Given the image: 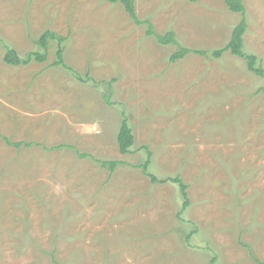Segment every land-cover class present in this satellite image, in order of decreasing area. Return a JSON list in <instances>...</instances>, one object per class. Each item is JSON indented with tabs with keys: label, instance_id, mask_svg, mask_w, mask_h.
I'll use <instances>...</instances> for the list:
<instances>
[{
	"label": "rangeland",
	"instance_id": "1",
	"mask_svg": "<svg viewBox=\"0 0 264 264\" xmlns=\"http://www.w3.org/2000/svg\"><path fill=\"white\" fill-rule=\"evenodd\" d=\"M133 1L138 23L119 1L0 0V264H264V76L146 33L210 49L244 18L264 69V0ZM47 30L43 61L4 62Z\"/></svg>",
	"mask_w": 264,
	"mask_h": 264
},
{
	"label": "trees",
	"instance_id": "2",
	"mask_svg": "<svg viewBox=\"0 0 264 264\" xmlns=\"http://www.w3.org/2000/svg\"><path fill=\"white\" fill-rule=\"evenodd\" d=\"M111 2L119 1L121 2L128 14L132 19H134L137 23L139 20L137 19L135 8H134V1L133 0H109ZM224 3L226 6L231 10L232 12H239L241 15L245 13V7H244V0H224ZM142 21V20H141ZM140 21V22H141ZM247 29V23L245 19H241L238 24L233 28L232 33L230 35L229 40L221 47L216 48H210V49H190L181 46L175 38V35L173 31H167L163 34H157L153 28L152 25L149 23L147 34H152L155 36L157 41L161 44H175L177 46V49H175V52L172 53L170 56L171 61H175L179 58H182L184 55L187 54V52H194L199 55H202L204 57H214L219 58L224 52L228 51L233 55H236L246 62V67L249 71L255 73L259 76H264V69L261 66V63L258 62V58L255 54L246 52L242 47L244 46V33ZM56 38L60 43L63 42L64 37L57 35V33L47 30L42 33V35L38 38L37 42L42 48V51H31L24 57L17 56V53L11 49L7 48L5 54L2 56L4 62L8 64L13 65H23L29 63L32 59L35 61H43L45 59L44 53L48 47V40ZM44 50V51H43ZM62 48L59 46L57 49L55 55L57 57V60L54 62V64H65L62 62ZM109 95H106L105 100L107 103H109ZM6 141L8 140L5 138ZM9 141V140H8ZM20 142H15V146H20ZM117 144H118V150L121 153H127L130 151L131 146L133 145V134L131 131V128L127 122L126 117L122 118V121L119 126V130L117 132ZM85 154H81V156H84ZM150 155V153H149ZM149 155L148 158L145 160L144 163H142L143 171H146L147 165L149 164ZM120 162L117 160H101L100 164L103 167H108L110 171L114 170V168L119 164ZM150 180L153 182L160 181L162 182V179H158L155 175L152 173H148ZM172 182L177 183L179 185L180 192L183 196V204L181 207V211H183L189 204L188 195L186 192V184L181 180L180 177H172L169 178ZM180 211V212H181ZM256 264H262L260 261Z\"/></svg>",
	"mask_w": 264,
	"mask_h": 264
}]
</instances>
